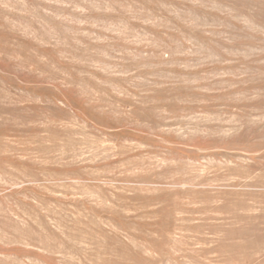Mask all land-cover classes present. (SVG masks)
<instances>
[{
	"label": "rangeland",
	"instance_id": "1",
	"mask_svg": "<svg viewBox=\"0 0 264 264\" xmlns=\"http://www.w3.org/2000/svg\"><path fill=\"white\" fill-rule=\"evenodd\" d=\"M0 264H264V0H0Z\"/></svg>",
	"mask_w": 264,
	"mask_h": 264
}]
</instances>
